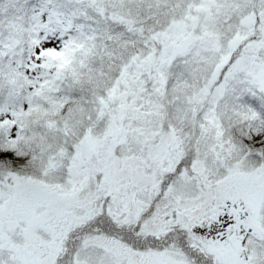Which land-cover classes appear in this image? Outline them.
<instances>
[{"label": "snow or ice", "instance_id": "obj_1", "mask_svg": "<svg viewBox=\"0 0 264 264\" xmlns=\"http://www.w3.org/2000/svg\"><path fill=\"white\" fill-rule=\"evenodd\" d=\"M0 264H264V0H0Z\"/></svg>", "mask_w": 264, "mask_h": 264}]
</instances>
